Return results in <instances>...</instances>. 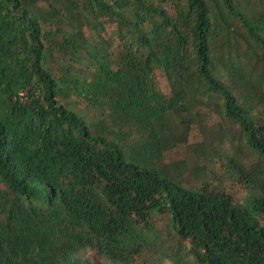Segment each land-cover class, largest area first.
<instances>
[{
    "label": "trees",
    "instance_id": "obj_1",
    "mask_svg": "<svg viewBox=\"0 0 264 264\" xmlns=\"http://www.w3.org/2000/svg\"><path fill=\"white\" fill-rule=\"evenodd\" d=\"M165 211L195 262L264 264V0H0V264H148Z\"/></svg>",
    "mask_w": 264,
    "mask_h": 264
},
{
    "label": "rangeland",
    "instance_id": "obj_2",
    "mask_svg": "<svg viewBox=\"0 0 264 264\" xmlns=\"http://www.w3.org/2000/svg\"><path fill=\"white\" fill-rule=\"evenodd\" d=\"M210 124L224 125L227 133L223 135L222 139L216 138V143L220 147V157L213 156L215 161L210 164V168L217 170L218 174L222 175L223 180L220 183L227 191L236 193L237 199L243 200L251 191L243 186V183L228 170L229 159L225 153L231 154L236 149L234 146L238 140V127L231 123H227L224 120H220L217 116L208 118ZM209 130H213L208 127ZM206 133L198 128L194 129L191 136V140L194 141L197 138L201 139ZM238 151V155L241 156L242 163L249 170H260L258 166L259 156L254 152L248 151L246 147H241ZM217 182V181H216ZM258 186V185H257ZM255 190H260V187H256ZM254 190V191H255ZM154 228L150 230L151 242L149 248H147V262L148 264H199L195 262L193 254L189 251V240H183L184 243L178 245V240L174 234L172 226L169 221V213L167 211L160 213H153L152 216Z\"/></svg>",
    "mask_w": 264,
    "mask_h": 264
}]
</instances>
